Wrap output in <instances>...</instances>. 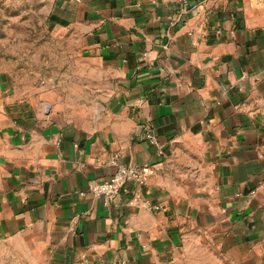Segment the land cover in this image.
Returning <instances> with one entry per match:
<instances>
[{"label":"crops","instance_id":"crops-1","mask_svg":"<svg viewBox=\"0 0 264 264\" xmlns=\"http://www.w3.org/2000/svg\"><path fill=\"white\" fill-rule=\"evenodd\" d=\"M44 5L68 49L0 70V249L24 264H193L207 239L264 264V0ZM114 156L156 173L107 205L89 187Z\"/></svg>","mask_w":264,"mask_h":264},{"label":"rangeland","instance_id":"rangeland-1","mask_svg":"<svg viewBox=\"0 0 264 264\" xmlns=\"http://www.w3.org/2000/svg\"><path fill=\"white\" fill-rule=\"evenodd\" d=\"M44 2L45 0L6 1L0 19V70L17 73L26 61L32 60L23 57L22 53H41L47 49L49 53H57V50L68 49L65 34L46 32ZM55 70L56 67H48L43 72V77H55ZM20 75L22 76L21 71ZM200 243L202 246L196 245L194 250L193 264H233L212 247L210 240H200ZM11 250L6 242L5 245L1 244L0 264H24L23 255H10Z\"/></svg>","mask_w":264,"mask_h":264},{"label":"built area","instance_id":"built-area-1","mask_svg":"<svg viewBox=\"0 0 264 264\" xmlns=\"http://www.w3.org/2000/svg\"><path fill=\"white\" fill-rule=\"evenodd\" d=\"M108 163L115 169L113 176L108 181L93 182L89 187L91 194L94 197H103L107 205L115 200L127 183L139 189L144 188L156 173L155 168L150 165L125 166L119 164L118 156L112 157ZM135 199L138 203L142 202L143 193L136 192ZM147 209L152 210V207L149 206Z\"/></svg>","mask_w":264,"mask_h":264}]
</instances>
